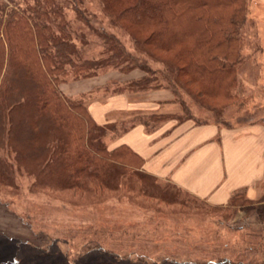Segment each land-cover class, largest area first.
Here are the masks:
<instances>
[{"label": "rangeland", "instance_id": "rangeland-1", "mask_svg": "<svg viewBox=\"0 0 264 264\" xmlns=\"http://www.w3.org/2000/svg\"><path fill=\"white\" fill-rule=\"evenodd\" d=\"M54 1L64 13L80 59L105 60L93 76H69L60 84L69 100L88 106L121 92L137 99L153 95L170 106L173 115L168 118L264 123V0L249 3L238 99L221 110L176 86L170 69L116 25L99 0ZM0 2L7 9L35 3ZM106 34L134 59L109 58ZM75 90L80 92L70 95ZM115 137L105 138L110 147ZM19 142L7 129L0 130V166L9 173L7 182H0V264H264V181L259 200L238 193L223 206L154 177L138 179L132 174L115 190L92 185L85 190L58 189L38 174L43 168L34 167L29 157L34 149ZM17 152L23 153L21 165Z\"/></svg>", "mask_w": 264, "mask_h": 264}, {"label": "trees", "instance_id": "trees-1", "mask_svg": "<svg viewBox=\"0 0 264 264\" xmlns=\"http://www.w3.org/2000/svg\"><path fill=\"white\" fill-rule=\"evenodd\" d=\"M99 1L144 52L170 69L176 86L215 110L238 99L242 29L251 0ZM34 2L8 9L0 2V130L7 129L20 147L34 149L29 157L43 168L38 174L58 189L115 190L128 174L152 177L141 171L144 160L138 154L125 145L110 148L105 140L130 129L138 117L125 128L98 125L86 104L60 92L69 76H93L105 60H81L61 8L54 0ZM104 37L109 58L134 59L114 36ZM22 154L16 156L20 165ZM8 175L0 166V182ZM112 179L118 184L109 186Z\"/></svg>", "mask_w": 264, "mask_h": 264}, {"label": "crops", "instance_id": "crops-1", "mask_svg": "<svg viewBox=\"0 0 264 264\" xmlns=\"http://www.w3.org/2000/svg\"><path fill=\"white\" fill-rule=\"evenodd\" d=\"M159 99L153 95L137 99L121 92L93 100L88 108L98 125H121L138 117L110 144L125 145L138 154L145 174L213 206L225 205L240 191L249 200H259L264 181V123L180 121L168 118L173 115L170 106L166 108ZM155 117L163 118L154 121Z\"/></svg>", "mask_w": 264, "mask_h": 264}]
</instances>
